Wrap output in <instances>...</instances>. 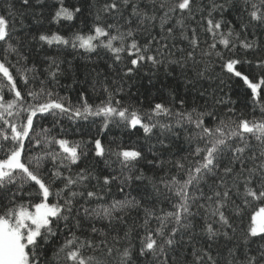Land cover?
<instances>
[{"label":"snow or ice","instance_id":"6c2138e0","mask_svg":"<svg viewBox=\"0 0 264 264\" xmlns=\"http://www.w3.org/2000/svg\"><path fill=\"white\" fill-rule=\"evenodd\" d=\"M0 264H264V0H0Z\"/></svg>","mask_w":264,"mask_h":264}]
</instances>
